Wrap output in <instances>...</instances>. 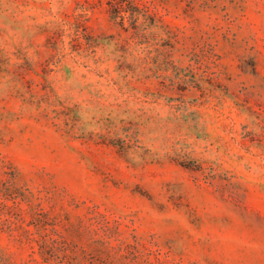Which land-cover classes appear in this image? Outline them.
<instances>
[{"label":"rangeland","instance_id":"1","mask_svg":"<svg viewBox=\"0 0 264 264\" xmlns=\"http://www.w3.org/2000/svg\"><path fill=\"white\" fill-rule=\"evenodd\" d=\"M0 264H264V0H0Z\"/></svg>","mask_w":264,"mask_h":264}]
</instances>
